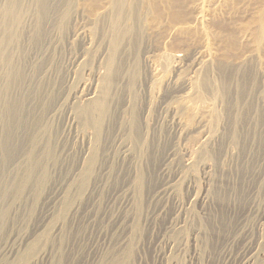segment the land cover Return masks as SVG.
Masks as SVG:
<instances>
[{"label":"rangeland","instance_id":"1","mask_svg":"<svg viewBox=\"0 0 264 264\" xmlns=\"http://www.w3.org/2000/svg\"><path fill=\"white\" fill-rule=\"evenodd\" d=\"M31 243L264 264V0H0L1 264Z\"/></svg>","mask_w":264,"mask_h":264},{"label":"bare ground","instance_id":"2","mask_svg":"<svg viewBox=\"0 0 264 264\" xmlns=\"http://www.w3.org/2000/svg\"><path fill=\"white\" fill-rule=\"evenodd\" d=\"M102 112V110H101ZM37 243V242H36ZM36 243H31L30 245H28L27 249L25 250V252H23L19 257L18 255L15 256L13 259H10V260H7V262H5L4 264H28L30 262V260L32 258H34L35 256H37L38 254H40V251L35 254L37 251H36V246L37 244ZM39 244V243H38ZM44 244V243H43ZM39 247V245H38ZM41 247V246H40ZM40 250V249H39ZM43 254V255H42ZM42 257L40 259H43L45 256L44 253H42ZM44 256V257H43ZM38 257V256H37ZM58 258V257H57ZM39 259V258H38ZM54 260V258H53ZM248 261L245 260L244 261V264H246ZM4 262V261H3ZM61 263V258L59 257V259L55 262L53 261V264H60ZM0 264H1V261H0Z\"/></svg>","mask_w":264,"mask_h":264}]
</instances>
